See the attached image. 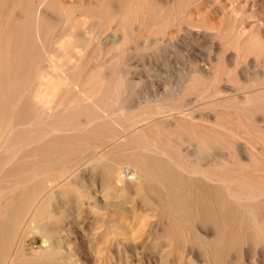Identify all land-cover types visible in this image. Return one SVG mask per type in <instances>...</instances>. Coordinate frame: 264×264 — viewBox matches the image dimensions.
<instances>
[{"label":"bare ground","instance_id":"obj_1","mask_svg":"<svg viewBox=\"0 0 264 264\" xmlns=\"http://www.w3.org/2000/svg\"><path fill=\"white\" fill-rule=\"evenodd\" d=\"M56 9L54 0H0V179H27L15 186L19 190L18 194L15 191V197L3 208L0 205V264H86L82 260L91 258L93 238L88 239L90 245L83 252V259L79 254H71L72 241L65 232L61 233L65 230H61L62 221L68 218L78 221L85 202L100 212H125L122 205L127 206L129 198H122L130 195L134 199L130 210L125 212L130 223L126 226L121 220L118 223L113 218H99L97 225L103 226L102 232H95L100 240H106L115 228L122 232L116 231L118 236L125 234L142 244L144 239L151 248H165L158 264L169 261L172 255L167 251L191 258L195 249L203 264H227L229 254H241L244 247L254 249V258L264 262V221L251 216L253 207L248 206L249 202L264 201V188L245 185V189L251 188L241 192L232 187L226 176L212 174L214 168L227 165L209 161L207 141L211 132L207 131V121L197 141L202 148L195 156L183 155L177 148L172 151L170 142L164 143L162 135L152 131L190 124L194 121L192 114L168 108L126 116L120 115L124 110L121 109L117 114L115 108L126 103L135 89L126 80L97 84L92 76L95 72L83 81L87 46L78 45L80 36L75 32L87 21L82 22L80 18L72 21L67 12L66 24L72 33L61 43L56 41L59 42L56 43L60 52L58 60L53 56L55 52L49 53V35L53 31L51 13ZM95 36L96 32L92 38ZM88 37L90 44L93 39ZM165 115L170 119H162ZM138 126L142 129L136 131ZM119 134L126 137V143L116 144ZM131 142L136 146L132 151L121 149L123 144L127 146ZM110 145H114L110 151L98 153V149L104 150ZM234 149L237 157L245 159L243 147ZM191 157L195 161L188 159ZM11 161V169H2ZM51 188L54 191L49 197L38 201ZM31 214L33 220L28 224ZM137 214L157 218L156 223L152 220L141 225ZM31 234H40L47 240L41 253L33 257L23 251L24 241ZM114 239L116 242L111 239L110 251H115L114 247L119 244V257L127 248L136 247ZM13 241H18L20 249L11 256ZM65 253L77 258L69 261ZM101 261L97 260L96 264ZM110 264H115L114 260Z\"/></svg>","mask_w":264,"mask_h":264},{"label":"rangeland","instance_id":"obj_2","mask_svg":"<svg viewBox=\"0 0 264 264\" xmlns=\"http://www.w3.org/2000/svg\"><path fill=\"white\" fill-rule=\"evenodd\" d=\"M54 5L58 9L51 13L50 26L53 31L51 30L52 34L49 35L51 42L49 53L53 51L50 53L53 55L55 52L53 56L58 60L60 52L57 51L56 43H61L63 38L69 37L72 33L68 23L66 24L67 12L71 15L69 18L72 21L79 18L83 20L82 22L87 21L82 29L75 32L80 36L78 45L82 48L84 45L87 46L84 48L83 81L95 72L92 76L94 81L97 80V84L126 80L132 84L130 87L135 89L129 102L115 108L117 114L123 109L120 115L126 116L134 112L151 113L158 108L182 109L185 113L192 114L193 123L152 131L161 134L164 143L168 144L169 141L168 145L172 151L177 148L183 155L189 153L195 156L202 148L197 141L203 133L204 121H207V131L211 132L208 133L207 141L209 161L211 164L220 162L227 165L219 169L214 168L211 170L212 174L226 176L232 187L241 192L248 191L252 185H255L256 189H260L261 186L264 188V0H54ZM61 7L64 8L63 11L60 10ZM94 32L96 36L92 38ZM88 36L93 39L90 44L87 41ZM136 84L141 86L136 88L133 86ZM168 115L162 119H170ZM141 129L142 126H138L135 130ZM190 130H193V133ZM191 134H196L194 135L196 137ZM126 142V137L119 134L116 144ZM111 146L114 145L97 151L104 154L106 150L112 148ZM240 146L244 149L245 159L236 156L234 148ZM133 147L136 146L131 142L127 146L123 144L121 149L132 151ZM188 159L195 161V157ZM12 167L11 161L2 169ZM26 181L24 177L0 179V186L7 187L6 190L0 187L2 208L19 193V190H16L17 184L19 186ZM245 185L251 187L245 189ZM49 190H46L38 201L46 200L45 197H49L54 188ZM131 196L122 198L123 200L129 198V202L126 201L127 206L126 203L122 205L125 212L131 208V200L134 199L133 197L131 199ZM250 205L253 207L250 215L255 216L260 222L264 221V201L256 204L249 202L248 206ZM98 212L100 211L85 202L82 217L78 221L70 218L62 221L61 230H67L61 233L65 232L64 234L72 241L71 254L76 256L79 254L78 257L82 258L83 252L88 251L90 238H93L94 249L89 252L92 254L91 258H82L86 264H96V261L100 262L101 259L104 262L101 261L100 264H110L112 260L115 264H158L165 248H151L144 239L142 244L138 239H131L125 234L118 236V233L122 232L112 228L114 231L110 230L107 241L100 240L98 234L102 232L103 226L99 228L97 225V220L100 222L99 218L102 217L101 220L113 218L118 223L121 220L120 223L126 226L130 222L126 218L127 213L122 210H114L111 214ZM101 213H105L104 216ZM32 220L31 214L26 222L29 224ZM152 220L156 223L157 218L154 220L140 214L137 216V221L141 225ZM80 228L83 230H79ZM39 235L31 234L25 239L23 251L27 256L39 255L44 249L47 240ZM114 238H118L117 241L121 239L120 243L136 247L127 248L124 257L121 256L122 259L117 254L119 244L114 247L115 251H110L111 239L112 242H116ZM244 248L241 254L231 252L227 264L256 262L264 264L259 257L254 258V249ZM19 249L18 241H13L11 256L17 254L16 250ZM167 253L172 255L167 264H203L198 249L194 250L193 258H181L172 251ZM71 254H64L69 261L77 258L70 256ZM188 259L192 261L188 263Z\"/></svg>","mask_w":264,"mask_h":264}]
</instances>
